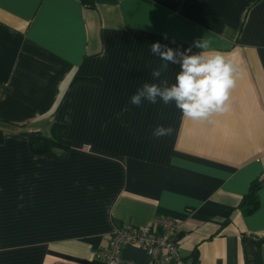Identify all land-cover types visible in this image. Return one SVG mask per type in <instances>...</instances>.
I'll list each match as a JSON object with an SVG mask.
<instances>
[{"label": "crops", "instance_id": "0c3cea01", "mask_svg": "<svg viewBox=\"0 0 264 264\" xmlns=\"http://www.w3.org/2000/svg\"><path fill=\"white\" fill-rule=\"evenodd\" d=\"M197 40L236 69L226 112L130 103L159 82L154 43L199 53ZM54 123L71 144L60 158L16 135ZM0 126V264H105L95 251L115 229L158 216L182 223L184 261L264 264V186L257 211L242 205L264 176V0H0ZM122 258L148 263L134 244Z\"/></svg>", "mask_w": 264, "mask_h": 264}, {"label": "clouds", "instance_id": "9594fccd", "mask_svg": "<svg viewBox=\"0 0 264 264\" xmlns=\"http://www.w3.org/2000/svg\"><path fill=\"white\" fill-rule=\"evenodd\" d=\"M193 46L203 51L192 53L191 47L180 51L162 46L159 42L154 43L151 51L163 63L153 69L151 75L159 82L144 83L132 95L130 103L140 106L147 100L156 104L158 99L165 105L174 103L183 117L192 121L209 120L214 114L226 112L230 91L236 85V69L232 61L227 60L220 52L210 53L208 41L197 40ZM170 63L179 65L175 83L172 84L166 78L161 79ZM172 131L170 126L157 125L153 136L157 139L166 137Z\"/></svg>", "mask_w": 264, "mask_h": 264}, {"label": "built area", "instance_id": "2783aa9c", "mask_svg": "<svg viewBox=\"0 0 264 264\" xmlns=\"http://www.w3.org/2000/svg\"><path fill=\"white\" fill-rule=\"evenodd\" d=\"M182 223L175 218L158 216L152 223L141 227L115 229L109 241L95 251L94 257L105 264H131L122 258L125 245L144 248L147 264H185L180 253Z\"/></svg>", "mask_w": 264, "mask_h": 264}, {"label": "trees", "instance_id": "16d2710c", "mask_svg": "<svg viewBox=\"0 0 264 264\" xmlns=\"http://www.w3.org/2000/svg\"><path fill=\"white\" fill-rule=\"evenodd\" d=\"M81 2L86 7L91 8L94 6V0H81ZM65 131V125L54 123L48 134H44L41 131L23 129V127H21L16 135L28 137L31 141V147L36 154L60 158L71 149V144L64 137ZM4 133V129L0 126V141L3 139ZM262 186H264V176L252 182L248 194L245 195L242 200V205L246 209L245 213L248 215L253 214V212L257 211L259 208L260 200L258 193ZM197 262V252H193V254L185 260V264H197Z\"/></svg>", "mask_w": 264, "mask_h": 264}]
</instances>
